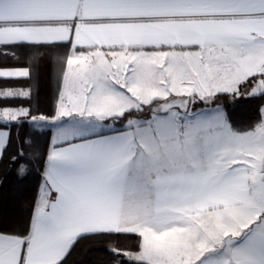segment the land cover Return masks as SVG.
I'll return each mask as SVG.
<instances>
[{"label": "snow or ice", "instance_id": "obj_1", "mask_svg": "<svg viewBox=\"0 0 264 264\" xmlns=\"http://www.w3.org/2000/svg\"><path fill=\"white\" fill-rule=\"evenodd\" d=\"M21 79L0 162L54 134L0 264H73L84 241L103 264H264V103L240 125L221 101L264 100V0H0V80Z\"/></svg>", "mask_w": 264, "mask_h": 264}, {"label": "trees", "instance_id": "obj_2", "mask_svg": "<svg viewBox=\"0 0 264 264\" xmlns=\"http://www.w3.org/2000/svg\"><path fill=\"white\" fill-rule=\"evenodd\" d=\"M9 61V65H11ZM58 71V70H57ZM41 91L39 96V109L43 113H48L52 110L53 104V89L54 80L52 84L49 83V69L45 68L42 73ZM26 81L21 80H0V86H25ZM235 102L227 97H223L229 113L230 118L234 123L244 125L256 117L257 108L264 100L260 99H245ZM4 104L22 103L26 101L8 100L3 101ZM52 130H46L45 134L40 135L38 143L34 146L22 145L17 142L14 143L11 149L6 153L5 160L0 162V215L7 216L12 219L18 212L23 211L25 214L29 209L34 197L36 196L38 187L42 182V171L44 167L41 153L47 148ZM23 146L25 157L18 159L13 163L11 156L17 154L18 149ZM24 163L28 171L24 177L18 178L17 166ZM105 245L97 241H84L81 244L78 253L73 258V264H103V262L110 257L103 251ZM121 248L133 253L137 251L135 238L131 241L121 243ZM121 260L125 264H136L135 261L127 260L126 256H121Z\"/></svg>", "mask_w": 264, "mask_h": 264}, {"label": "rangeland", "instance_id": "obj_3", "mask_svg": "<svg viewBox=\"0 0 264 264\" xmlns=\"http://www.w3.org/2000/svg\"><path fill=\"white\" fill-rule=\"evenodd\" d=\"M241 98H243V97H240V98H237L235 101H232V103H230V104H233V103H235V102H238V101H240V100H242ZM18 101H20V100H18ZM221 101H222V104H223V107L225 108V110H226V107H227V105H226V103L224 102V100H223V98H221ZM3 101H0V105H4V103H2ZM11 104H13V103H11ZM6 105H8V104H5L4 106H6ZM197 111H199V110H201L202 108H204V107H210V106H201V104H196V105H194L193 106ZM52 133H53V131H52ZM53 135V134H52ZM134 254L136 253V252H133ZM133 253H131V254H133Z\"/></svg>", "mask_w": 264, "mask_h": 264}, {"label": "crops", "instance_id": "obj_4", "mask_svg": "<svg viewBox=\"0 0 264 264\" xmlns=\"http://www.w3.org/2000/svg\"><path fill=\"white\" fill-rule=\"evenodd\" d=\"M8 87H12V88H15V87H23V86H20V85H16V86H0V88H8ZM20 104H22V103H13V104H8V105H6V106H9V107H15V106H17V105H20ZM5 105V104H4ZM3 105V106H4ZM201 106H203V105H201ZM53 134H54V132H53ZM134 254V253H133Z\"/></svg>", "mask_w": 264, "mask_h": 264}]
</instances>
